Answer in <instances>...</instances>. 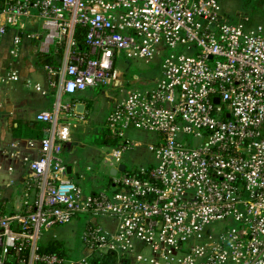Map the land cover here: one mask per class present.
Wrapping results in <instances>:
<instances>
[{"label":"built area","instance_id":"built-area-1","mask_svg":"<svg viewBox=\"0 0 264 264\" xmlns=\"http://www.w3.org/2000/svg\"><path fill=\"white\" fill-rule=\"evenodd\" d=\"M9 31L13 58L25 40L61 57L42 69L55 100L36 115L34 156L10 154L28 175L14 204L0 190V264H264V27L226 19L218 0H0V38ZM158 57V79L108 113L103 159L117 169L138 129L158 137L155 164L85 193L62 156L77 123L66 97L114 84L120 61ZM79 217L81 257L42 241Z\"/></svg>","mask_w":264,"mask_h":264},{"label":"crops","instance_id":"crops-1","mask_svg":"<svg viewBox=\"0 0 264 264\" xmlns=\"http://www.w3.org/2000/svg\"><path fill=\"white\" fill-rule=\"evenodd\" d=\"M248 1L218 0V3L226 19L236 20L247 29L264 27V17L262 15L258 14L252 18L250 15L241 12V7L243 6L245 9ZM247 8H251L254 13L255 10L260 11L261 14L264 11V0H257L253 6ZM12 35L13 32L9 31L0 38V190L3 191L5 199L10 205L20 199L22 187L28 175L27 168L20 164L18 158L10 156V154L17 152L20 156H34L35 145L41 138L40 128L43 126V123L36 120V115L42 110L49 109L55 100L54 89L49 86L42 71L45 64L40 63L37 58V45L30 40H25L20 57L13 58L9 54L12 46ZM60 57L61 55L56 57L57 64H59ZM124 63L127 65L129 62L120 61L119 65L122 66ZM12 70L17 71V79H6ZM144 81L148 82V80ZM153 81L148 83L151 84ZM135 83L141 82L136 81ZM114 84L115 86H108L109 89L89 87L66 97V100L71 99L76 104V119L74 122L77 123L70 140L64 146L63 156L67 164L68 174L80 184L85 193H93L103 187V176L98 175L95 164L99 162L100 158L104 159L107 151L102 156L99 148H96L93 144H88L87 140L89 139L86 136L89 132H93L96 127L104 124L113 104L126 95L127 84L118 81V79ZM35 85H39L40 90L36 89ZM110 89L118 90L119 97H116ZM37 125L41 127L37 129ZM108 138L106 134L102 139V143L110 148L109 146L112 144L106 142ZM157 141L158 137L155 134L153 142L146 143L152 154V146ZM30 142L33 144H30ZM127 143L130 145L126 146ZM140 145L139 141L129 140L125 133L120 144L121 154L119 160L114 165L117 164L118 168L120 164H124V170L128 169V165L132 170L150 167V165L132 167L135 163L129 151ZM154 160L156 161L155 157ZM103 164L107 165L105 162ZM108 167L109 174H111L114 167ZM85 220V217H79L74 222L83 224L84 229ZM98 220L99 223L104 221L103 226L109 231L116 228V223L113 220L107 221L104 218ZM83 229L79 233L80 239ZM47 232L43 236V242L48 244V241L55 240L52 238L55 234L51 233L53 236L47 238Z\"/></svg>","mask_w":264,"mask_h":264},{"label":"rangeland","instance_id":"rangeland-1","mask_svg":"<svg viewBox=\"0 0 264 264\" xmlns=\"http://www.w3.org/2000/svg\"><path fill=\"white\" fill-rule=\"evenodd\" d=\"M257 0H249L246 4V7H241V12L243 14H248L250 17L254 18L256 15H262L264 17V11L260 14L257 10H255V13L251 8H247L248 6H253V4ZM258 6V5H257ZM261 17V16H260ZM124 59V58H123ZM126 60V59H125ZM123 60V62L125 61ZM129 63L126 65L119 66L118 70V81H123L124 84H127L126 93L130 90V87L132 88H147L150 87V82L154 79L158 78L160 76V69H161V57L156 58L155 60H152L150 62H145L143 60H127ZM129 65V66H128ZM148 82L146 83V81ZM140 81L141 83H133L131 86H129V82H136ZM110 86H115V84H111ZM109 86V87H110ZM109 89L108 86L101 87V89ZM112 92L115 93L116 97H119L118 90L110 89ZM75 128V127H74ZM72 128V131L74 130ZM97 130V132H96ZM107 134L105 129V122L100 127H96L93 132H89L87 134V138L89 140L88 144H93L96 146V148H99V150L103 154L107 151L111 150L112 146H109L110 148H107L103 143L102 139ZM126 137L129 140H136L141 143L140 146L133 149L132 151H129V153L133 156L134 166L138 165H146V166H152L155 164L154 156L152 152L148 149L146 143H151L155 139V133L150 131H144V130H136V129H130L126 132ZM106 152V153H107ZM105 153V154H106ZM63 156V152H62ZM64 158V156H63ZM102 160V161H101ZM95 167H97V173L99 176H103V187L105 188L109 184V167L107 165L103 164V159L100 158L99 162L95 164ZM127 171H130L131 168L128 165ZM76 181V180H75ZM77 182V181H76ZM78 183V182H77ZM80 185V184H79ZM76 218H73L68 223H65L63 225L54 226L49 232L46 233V237L53 236L51 233H54V237H52L55 240L48 241L50 245H52L55 248H59L64 251V253L70 257L77 259L82 256L83 254V244L82 240L80 239V232L83 229V224L75 223ZM83 223V222H82ZM225 228V224L218 223L217 225L213 226L212 229L214 230V234L212 237H215L220 231H222ZM208 232H211V229L208 230ZM210 238L207 236L202 237L199 242L204 243L207 242ZM43 241V240H42Z\"/></svg>","mask_w":264,"mask_h":264},{"label":"trees","instance_id":"trees-1","mask_svg":"<svg viewBox=\"0 0 264 264\" xmlns=\"http://www.w3.org/2000/svg\"><path fill=\"white\" fill-rule=\"evenodd\" d=\"M81 32H83L81 29H79L77 31V36L78 38L81 40ZM60 55V52H58V54L56 55H48V54H42V53H38L37 54V58L38 60L40 61V63L42 64H50V65H56L57 64V61H56V57ZM37 129L40 128L41 126L40 125H37ZM42 128V127H41ZM41 128H40V132L42 134V131H41ZM106 142L107 143H110V144H113L114 141L111 140V139H106Z\"/></svg>","mask_w":264,"mask_h":264},{"label":"water","instance_id":"water-1","mask_svg":"<svg viewBox=\"0 0 264 264\" xmlns=\"http://www.w3.org/2000/svg\"><path fill=\"white\" fill-rule=\"evenodd\" d=\"M124 169H125V166H124V164H120L119 166H118V168L117 169H112L111 170V174L113 175V174H115L116 173V171H124Z\"/></svg>","mask_w":264,"mask_h":264}]
</instances>
